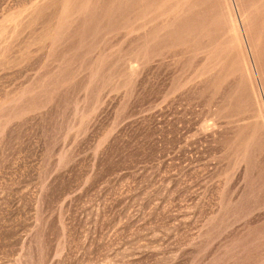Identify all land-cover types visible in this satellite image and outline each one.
Segmentation results:
<instances>
[{
    "label": "rangeland",
    "instance_id": "rangeland-1",
    "mask_svg": "<svg viewBox=\"0 0 264 264\" xmlns=\"http://www.w3.org/2000/svg\"><path fill=\"white\" fill-rule=\"evenodd\" d=\"M0 264H264V0H0Z\"/></svg>",
    "mask_w": 264,
    "mask_h": 264
}]
</instances>
